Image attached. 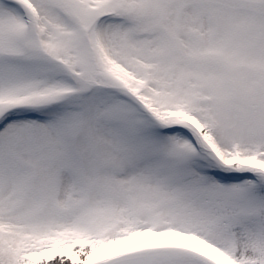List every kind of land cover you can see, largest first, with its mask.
Wrapping results in <instances>:
<instances>
[{"label":"snow or ice","instance_id":"obj_1","mask_svg":"<svg viewBox=\"0 0 264 264\" xmlns=\"http://www.w3.org/2000/svg\"><path fill=\"white\" fill-rule=\"evenodd\" d=\"M0 264H264V0H0Z\"/></svg>","mask_w":264,"mask_h":264}]
</instances>
